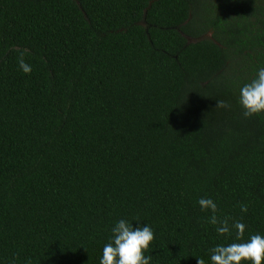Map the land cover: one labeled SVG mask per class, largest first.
Returning <instances> with one entry per match:
<instances>
[{
	"label": "trees",
	"instance_id": "obj_1",
	"mask_svg": "<svg viewBox=\"0 0 264 264\" xmlns=\"http://www.w3.org/2000/svg\"><path fill=\"white\" fill-rule=\"evenodd\" d=\"M261 66L264 0H0V264H99L119 219L150 264L264 236Z\"/></svg>",
	"mask_w": 264,
	"mask_h": 264
},
{
	"label": "clouds",
	"instance_id": "obj_2",
	"mask_svg": "<svg viewBox=\"0 0 264 264\" xmlns=\"http://www.w3.org/2000/svg\"><path fill=\"white\" fill-rule=\"evenodd\" d=\"M18 67L24 74L32 72V66L25 62L24 54L18 58ZM219 107H229L224 101H217ZM238 103L245 118L264 113V66L257 69L256 76L239 89ZM201 211H210L209 223L217 225L219 235L230 233L227 219L218 221L215 213L217 204L211 198L198 200ZM247 208L242 206L241 212ZM232 227L236 230L237 239L243 238L245 225L236 221ZM154 240V232L147 223L136 221L129 223L126 219H119L111 228V236L103 245L99 264H150L151 256L144 253ZM264 260V236L252 235L242 243L233 242L221 244L210 249V264H262ZM197 264H205L203 259Z\"/></svg>",
	"mask_w": 264,
	"mask_h": 264
},
{
	"label": "water",
	"instance_id": "obj_3",
	"mask_svg": "<svg viewBox=\"0 0 264 264\" xmlns=\"http://www.w3.org/2000/svg\"><path fill=\"white\" fill-rule=\"evenodd\" d=\"M144 24V23H143ZM144 26V25H143ZM189 39V38H188ZM190 41L189 42H193L191 39H189Z\"/></svg>",
	"mask_w": 264,
	"mask_h": 264
}]
</instances>
